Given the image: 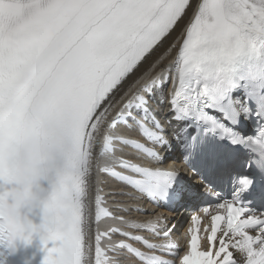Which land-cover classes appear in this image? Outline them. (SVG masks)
<instances>
[{
	"label": "snow or ice",
	"instance_id": "obj_1",
	"mask_svg": "<svg viewBox=\"0 0 264 264\" xmlns=\"http://www.w3.org/2000/svg\"><path fill=\"white\" fill-rule=\"evenodd\" d=\"M189 10L172 66L141 84ZM169 79L165 121L183 124L176 143L151 108ZM242 115L257 118L260 135L236 130ZM125 146L135 150L130 159L117 155ZM239 147L253 167L237 179ZM169 160L191 177L163 167ZM94 170L162 207L216 194L217 180L233 179L231 199L201 205L210 216L205 241L191 217L194 234L180 264H264V0H0V245L30 243L42 230L43 264H174L175 225L150 226L168 243L123 231L107 250L101 240L111 236L96 232L93 262L94 225L110 216ZM45 179L50 195L26 202L27 189ZM41 204L39 228L22 222L21 209ZM213 206L226 214H212Z\"/></svg>",
	"mask_w": 264,
	"mask_h": 264
},
{
	"label": "bare ground",
	"instance_id": "obj_2",
	"mask_svg": "<svg viewBox=\"0 0 264 264\" xmlns=\"http://www.w3.org/2000/svg\"><path fill=\"white\" fill-rule=\"evenodd\" d=\"M194 15V12L189 10L188 12V17H185L184 21H182L179 24V27H177L172 33H170V35L166 38L167 42L164 44V47L160 49L159 53H157V56H159V60L157 61V56L153 57L154 61H157L155 67L153 68L152 71H150L148 73V75H146L144 77L143 80L155 75L156 73H161V70L166 68L167 63L169 61L173 60V57L176 53V49L178 47H175L176 43L175 40L177 38V36L179 35L182 27L184 26V24L186 23V21L188 20V18L190 16ZM139 75V74H138ZM142 80V81H143ZM141 81V82H142ZM138 86V85H137ZM177 167H179V165L175 164ZM107 189H112V190H118L119 188H117L116 186H114L113 184H109ZM119 195H114V196H108V200H109V204L110 206L114 207V206H118V207H122L125 210H131V208H133L136 205H139L140 203L133 200L131 197H129L128 195L122 193L123 191L121 189L118 190ZM122 216H128L129 218H136V219H145V218H149L152 216V214L149 212L147 215H138L137 213H135L134 211H129L127 214L124 213L123 211H120ZM175 214H170L167 213L165 215L166 218V222L168 224V222H172V217H174Z\"/></svg>",
	"mask_w": 264,
	"mask_h": 264
},
{
	"label": "clouds",
	"instance_id": "obj_3",
	"mask_svg": "<svg viewBox=\"0 0 264 264\" xmlns=\"http://www.w3.org/2000/svg\"><path fill=\"white\" fill-rule=\"evenodd\" d=\"M67 183L68 184L71 183V175L70 174H69V176L67 178ZM19 191L23 194L24 193V188L21 187L19 189ZM34 198H35V193L33 192V189L31 187H29L27 189L26 202H31Z\"/></svg>",
	"mask_w": 264,
	"mask_h": 264
}]
</instances>
